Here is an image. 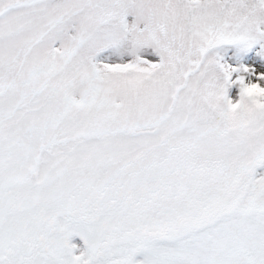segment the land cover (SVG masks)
I'll use <instances>...</instances> for the list:
<instances>
[{"label":"snow or ice","instance_id":"1","mask_svg":"<svg viewBox=\"0 0 264 264\" xmlns=\"http://www.w3.org/2000/svg\"><path fill=\"white\" fill-rule=\"evenodd\" d=\"M0 264H264V0H0Z\"/></svg>","mask_w":264,"mask_h":264}]
</instances>
